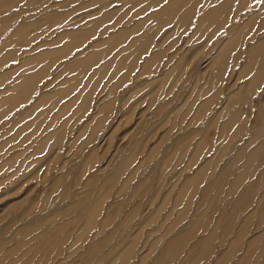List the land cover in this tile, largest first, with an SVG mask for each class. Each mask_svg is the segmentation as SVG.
Returning a JSON list of instances; mask_svg holds the SVG:
<instances>
[{"label":"rangeland","instance_id":"374dc122","mask_svg":"<svg viewBox=\"0 0 264 264\" xmlns=\"http://www.w3.org/2000/svg\"><path fill=\"white\" fill-rule=\"evenodd\" d=\"M32 1L23 0L19 5L8 8L9 10L5 8L2 16L5 15L6 18L0 21V123L5 121L4 114L18 106L21 101L26 100L34 90L36 83L45 76L44 68L37 73H28L23 76L20 82L26 77L34 76L23 93L15 89L20 82L12 88L3 89L5 80L14 73V71L5 70L6 64L9 63L10 66L27 57L30 53V46L36 48V45L54 40V35L64 29L75 28V26L68 27L65 24H75V22L84 24V21L100 16V21L91 28L70 33L73 45L79 42L82 44L92 36L93 30L103 21H109L117 11L122 16V11L125 9L118 0H38L35 4ZM156 1L155 5L162 0ZM200 1L198 4L200 9L216 4L212 2L213 0ZM221 1L218 0V2ZM190 2L180 0L179 4H176L175 7L179 5L177 12L184 6L187 7L181 13L180 21L184 22L189 12L192 11L191 6H187L188 3V5L193 4ZM225 2L228 3L227 8L211 21L212 23H216L220 18V25L225 22L223 19L225 16L222 15L227 14L231 0H224L219 6ZM164 4L166 1L154 7L153 11L159 10ZM162 9L152 14V17L159 16L154 18L160 22V25L155 26L157 27L156 32L159 30L158 40L178 41L173 47L174 50H194L198 45L194 25L189 30H186L185 24V26L176 27L174 31L168 32L167 27L162 26L167 24V19H173L172 17H175L177 13L162 16L163 13H160ZM107 10L112 12H107ZM12 13H20V18H11ZM230 18L231 24L234 23L233 19L236 21V25H232L229 29L230 37L222 43L215 57L210 61L201 58L194 60L190 65L192 69L201 68L196 69L195 74H191L192 71L188 72L187 76L183 75V79L178 81L182 67L190 63V58L183 55L160 76L163 84L169 82L170 86L175 87L166 93L158 91L159 100H163L165 94H167V99L172 97V100L162 102V105L157 107L158 110L163 111V106L167 105L165 117L158 114L156 123L120 124L119 133L124 130V138H104L86 144V152L94 148H91L92 144L95 145L93 149L95 153L105 150L99 164L95 163V166H98L97 170L79 168L77 171H66L61 169L68 168L75 161L74 154L78 148L72 147L73 144L67 149L69 152L64 150V154L60 157L51 158L54 162L57 161L55 166L60 167V170L57 168L45 170L47 164L44 163L48 160L47 157H43V160L42 157L40 158L37 166L42 167L41 169L32 170L30 167L35 166L34 162H36V156L31 154L34 147L29 144L32 140L27 139L21 144L20 139L17 138L16 141L5 145L8 140L6 137L11 135V131L6 134L4 125L1 124L0 264L2 262L3 264H172V262H175L174 264L177 262V264H234L241 258L243 259L239 260V264H264V211H262L264 156L261 160L257 158L249 163L244 162L249 150L264 140V133L261 134L259 131L262 127L261 117L264 116V106L260 105L261 100L259 99L264 90V75L261 77L262 81L260 80L257 91L248 90L244 95V100L223 107L226 97L237 92L254 74V71L249 74L245 73L244 67L250 55L249 49L264 40V27L260 28L264 25V0H234ZM65 19L72 20L64 21ZM20 20H23L29 28L22 35L10 36L17 31ZM62 21L64 22L61 25L55 26ZM115 29L119 27L113 30ZM100 30L102 28L97 29L96 34H99ZM182 30L186 32L179 35ZM126 34L124 31H118L113 35V39L116 41L118 38L127 36ZM177 37L180 38L177 39ZM186 39L190 42L186 43ZM231 41L233 42L231 49L221 52L224 45ZM144 44L141 42V50ZM235 49H237L235 54L241 53L238 60L235 55L229 56ZM59 52L61 50L41 51L34 57V60L38 61V64L47 58H54ZM88 56H94L90 59L92 61L97 54L91 53ZM82 62L85 63V61ZM185 77H187V82ZM10 81L11 79L6 83ZM199 85L201 89H198ZM7 92L11 94L7 96ZM217 113L222 117L218 121L214 118ZM229 114L238 115L239 120L233 123L227 135L224 132L220 137L219 124L227 120ZM212 118L214 127L211 131L205 137L198 134L186 140L187 146L183 153L181 152L183 150L174 151L170 148V145L178 147L180 138L188 136L193 129L198 130L199 127L205 129L208 120ZM10 125L12 126L11 120L8 127H11ZM117 125L115 124V128ZM238 125L245 126L246 130L234 133ZM134 133L136 135L140 133L142 136L128 137ZM60 141L61 138L55 140L56 143ZM198 141L202 146L195 151L194 148ZM229 141L230 145L235 146L249 142L252 144L243 153L244 148L241 146L233 153L231 150L223 153ZM213 149L219 154H209ZM117 152L121 153L117 155ZM238 156L242 159L235 162ZM93 160L92 153L86 154L82 166L93 163ZM115 162L114 169L109 170L108 168ZM225 162L231 165L229 174L232 175L220 178V181L216 177L225 169L224 166H227L224 165ZM200 167L206 168L201 183L197 184L196 193L192 194L193 191H188L183 198H180L178 192L185 177L192 176ZM244 175V180L238 182V185H241L238 192L236 191L234 195L229 194L228 187L233 179ZM252 183L255 187V194L250 201L251 206L240 214L242 217L252 216L250 227L236 254L229 255L230 261L225 263L228 256L225 255L227 244L234 237L242 221L240 218L238 222L234 216L240 208L238 204L234 205L237 194ZM200 184H203L202 187L199 186ZM260 200L261 203H259ZM224 205L225 208H223ZM91 208H95L96 216L95 214L89 216L87 223L88 217L85 211ZM231 209L234 210V214L229 219L228 214ZM204 210L207 212L200 220L203 228L210 220L212 222L209 226L213 227L220 212L222 220L219 221L220 225L216 230L217 238L213 242V245L218 248L213 250L209 259L200 260L196 253L189 252V248L205 232L201 234V228L196 235L190 232L188 227L201 214H204L201 213ZM174 211V219H171L173 216L171 218L170 216ZM165 212L168 214L165 215ZM178 213L183 215L181 224H177L180 221L177 218ZM92 220H94L93 224ZM229 220L233 222L232 229L223 241L222 247H219L223 227ZM58 227L63 228L60 233L61 237L52 239L51 236ZM161 227L165 229L163 234L153 231ZM185 230H187L186 239L181 243L180 241L176 243L179 248L175 251L171 250L173 253L170 251L166 255V244L172 241L176 234L183 233ZM256 238H258L256 244L248 249V241ZM190 239L191 241L188 242ZM47 241L49 243L44 244ZM186 242H188L187 245H185ZM160 245L162 249H159ZM91 247L94 248L91 249ZM125 250L130 251L123 262L120 261V257L115 259L118 252L119 254L124 253Z\"/></svg>","mask_w":264,"mask_h":264},{"label":"crops","instance_id":"0c3cea01","mask_svg":"<svg viewBox=\"0 0 264 264\" xmlns=\"http://www.w3.org/2000/svg\"><path fill=\"white\" fill-rule=\"evenodd\" d=\"M164 1L166 4L160 9L171 0H162L160 3ZM189 1L193 4L188 5V3L187 6H191L192 11L189 12L190 14L184 22L179 19L183 10L187 8L186 6L178 11L175 17H172L173 19H167V24L162 27L165 26L167 27L166 31L172 32L176 27L185 26V24L186 30L194 25L198 45L192 51L174 50L173 47L178 41L173 39L171 41L158 40L157 33L159 30L156 32L157 27L155 26L160 25V22L152 17V14L160 10L153 11L154 7L160 4L155 5L156 0H118L125 7L122 16L117 11L116 17L114 14L109 21H103L93 30L92 36L82 42L81 45H79L81 42L73 45L70 33L91 28L100 21V16L86 20L84 24H77V22L65 24V26H75V28L64 29L54 35V40L51 42H44L43 45L39 44L40 46L36 45V48L30 46V53L27 57L17 61L16 64H10V66L9 63L6 64L5 70L14 71V73L5 80L3 89L12 88L20 82L23 76L28 73H37L41 68H44L45 76L36 83L34 90L26 100L21 101L18 106L4 114L5 121L1 122L0 126L1 124L4 125L6 134L11 131V135L6 137L8 140H6L5 145L16 141L17 138L20 139L19 143L21 144L27 139H31L33 142L31 141L29 144L34 147L31 154L36 156V162H34L35 166L30 167V169H41L42 167L37 166V164L39 165L41 157L42 160L43 157H47L48 160L44 163L47 164L45 170L56 168L60 170V167L55 166L57 161L54 162L51 158L60 157L61 154H64L63 151H67L69 146L73 144L72 147L78 148L74 154L76 156L75 161H73V165L76 164V166L70 165L68 168L61 169L66 171H77L79 168L97 170L98 166L95 165L99 164L101 155L103 152L105 153V150L95 153L93 151L95 145L92 144L91 148H94L86 152V144L104 138H124V130L119 133L120 124L156 123L158 114L165 117L167 105L163 106V111L158 110L157 107L162 105V102H168L172 97L167 99V94H165L163 100H159L158 91L166 93L175 87L170 86L169 82L163 84L160 80L163 72L168 71L184 55L190 58V63L182 67L178 81L183 79V75L187 76L188 72L192 71L191 74H195L196 70L190 66L194 60L201 58L210 61L214 58L222 43L230 37L229 29L232 25H236L235 19H233L234 23L231 24L230 18L234 0H231L227 14L222 15L225 16L223 18L225 22L221 25L219 24L221 18L216 23L201 22V18H204L224 0L221 2L213 0L215 5L203 9H200L198 5L200 0ZM107 12L112 11L107 10ZM66 20L70 19L64 21ZM64 21L55 26L61 25ZM115 27H119V29L113 30ZM99 28L102 30L96 34ZM186 30L180 31L179 35L185 33ZM118 31L129 34L121 39L116 38L117 40L114 41L113 35ZM179 38L177 37V39ZM141 42L145 43L142 50ZM188 42L190 40L186 41V43ZM182 43L184 45V41ZM73 46L77 47L73 48ZM31 49L33 50L31 51ZM46 50H61V52L57 53L54 58H47L37 64L38 61L34 60V57L39 52ZM236 51L237 49L232 51L234 53L231 52L229 56L233 57ZM91 53H96L97 57L88 63H82L83 59ZM153 56L154 59L152 60ZM9 79L11 81L6 83ZM198 89H201L200 85ZM10 94V92L6 93L7 96ZM10 120L12 126L8 127ZM115 124H118L116 128ZM132 135H135L134 137L142 136L140 133L137 135L134 133L128 137ZM57 138H61V141L56 143ZM41 148L42 151H40ZM88 153L93 154V163L83 167L84 156ZM119 153L121 152H117V155ZM209 154H219V152H214L213 149ZM116 162L108 169H114ZM202 185L199 186L202 187ZM164 214L167 215L168 212ZM174 216L175 211L170 218L174 219ZM164 230V227H161L153 231L163 234ZM159 249H162L161 245ZM157 254L158 252L155 253L156 256ZM174 263L172 262V264Z\"/></svg>","mask_w":264,"mask_h":264},{"label":"bare ground","instance_id":"6f19581e","mask_svg":"<svg viewBox=\"0 0 264 264\" xmlns=\"http://www.w3.org/2000/svg\"><path fill=\"white\" fill-rule=\"evenodd\" d=\"M22 1L23 0H0V21H3L4 18H6L5 15L2 16V14H4V11L3 10L5 8L7 10H9L12 7H15V6L19 5ZM179 1L180 0H172L170 2V4H168L167 6H165L161 10V12H160L161 14L163 13L162 16H164L166 14L167 15L168 14H176L177 13V10H179V5H177L178 7H175V6H176V4H179ZM37 2H38V0H33L32 1L33 4H35ZM227 5H228V3L225 2L222 6H218V7L214 8L204 18L201 19V22H211V21H213L214 19L217 18L218 15L222 14L223 11H225V9L227 8ZM14 17H15V19L16 18H20V13H14V14L12 13L11 14V18H14ZM158 17L159 16H156V15L153 16V18H158ZM20 21L21 22L18 24L17 31H15L14 33H12V35H10V36L22 35L24 33V31H26L29 28V26L27 24L23 23V20H20ZM250 25H252V24H250ZM262 27H264V25H261L260 28H262ZM80 45H81V43H80ZM232 45H233V42L232 41L226 43L224 45L223 49L221 50V52L228 51L229 49H231V46ZM249 51H250V55H249V58H248V62H247V64L244 67V69L246 70V71L244 70V72L249 74V73H251V72L254 71V74H253L252 78H250V80L248 82H246L239 90H237V92L231 93V94H229L226 97V102L224 101L225 103H224L223 107L226 106V105L227 106H230L232 103L236 104L238 101L244 100L245 99L244 98V95L247 93L248 90H250V91L253 90L255 92V91H257L259 89V85L261 83L260 82L261 77L264 75V40L263 41H260L256 46L251 47V49H249ZM219 54H221V53L219 52ZM240 54H238V53L235 54L236 60H238L240 58ZM91 57H94V56H88L83 61H85V63H86V62L90 61ZM157 57L159 58V55H157ZM153 59H154V56H153L152 60ZM82 63H84V62H82ZM32 79H34V76L33 77H26V78L22 79V81L20 82V84L17 85L15 89H19L20 92L23 93V91L26 90L27 86L30 84V82H31ZM262 93L264 94V90H263ZM262 93H261L262 96L259 99L261 100V104L260 105H263L264 106V95ZM227 110H228V108H227ZM262 112L263 111H261V113ZM220 115L221 114L217 113V115L214 117L215 120L218 121L219 119H221L222 117ZM237 118H238V115H236V114H234V115L233 114L227 115V120L222 121L221 124H219V128H218L219 131L218 132H219L220 137L223 136L224 132L226 133V135L229 133V131L231 130V128L233 127V125L235 124V122L236 121L238 122L239 119H237ZM208 121L209 122H208V124H207V126H206L205 129H202V127H199L198 130H194L193 129L192 131H190V133L188 134V136L186 135L185 137L180 138V145L178 147H176V146L173 147L172 145H170V148L171 149L173 148L172 150H174V151L177 150V149H180V151L183 150V151H181L183 153L185 151V149H186V146H187L186 145V140H190L191 138H193L195 135H198V134L202 135V137H205L211 131V129L214 127L213 126L214 125V120L212 118V119H209ZM261 121H262V127L259 129V131H260L261 134H263L264 133V116L261 117ZM245 130H246V127L245 126L238 125L233 132L234 133L235 132L238 133V132L245 131ZM233 137H232V139H233ZM262 141L263 142L259 143L257 146H255L254 148H252L251 150H249V153H248V155H247V157L245 158V161H244L245 163L246 162L249 163V161H253V160L257 159V158H259L260 160L262 159V157L264 156V140H262ZM251 144L249 142V143H244L243 145L237 144L235 146L234 144L233 145H230V141H229V143L226 144L227 147H225V149L223 150V153L228 152L229 150H231L232 151L231 153H233L235 151V149L236 148H239L240 146L244 148L242 150V153H243L247 148H249L251 146ZM201 146H200V142L198 141L196 143V145H195L194 150L195 151H198ZM194 150L192 151V154L194 153ZM239 157L240 156H238V158L236 159L235 162H239L242 159V157H240V158ZM237 160H239V161H237ZM227 161H229V160H227ZM228 163L229 162H225L224 163V165H227V166H224L223 165L225 167V169H223V171L216 178L220 179V178H223V177H226V176L230 177L232 175V174L231 175L229 174L230 173L231 165H229ZM235 164L236 163H234V165ZM227 167L229 168V170H228ZM205 168L206 167H204V168L203 167H200V168L197 169V171L192 176L185 177L184 181L182 182V184L180 186V190L178 192L179 193L178 195L180 196V198H183V196H185L188 191H191V192L193 191L192 194H195L196 193L197 184L201 183V181L203 179V174H204ZM238 178L239 177H237V179L234 178L233 181H232V183L229 185V187H228L229 188L228 189V193L229 194L232 193V195H234L236 191L238 192V189L241 186V185H238V182L240 180H244L245 175L244 176H240L239 179ZM217 181L220 182L221 179H220V181L219 180H217ZM254 194H255V187H254V184L252 183L245 190H241L237 194V197H236L237 199H236V202L234 203V205H237L238 204V206L240 207L239 210L241 208H244V209H241L242 211L240 213H239V210H238V213L237 214L236 213L234 214L233 213L234 210L231 209V212L228 214V218L229 219L234 214V216H235L236 220H238V222H239V219L240 218H242V219H240L242 221H241V224L238 225L239 227H238L236 233L234 234V237L227 244L228 247H227V250L225 252V255H228V256H227V260H226L225 263H228L230 261L229 255H231L232 253H233L232 255H235L236 254V252L240 248L241 243L243 242V238H244V236L247 233L246 231L248 230V227H250V218H252V216L250 217V215H249V216H246V217H242V215H240V214L243 211H245L248 207L251 206V202L250 201H251V199H253ZM259 203H261V200L259 201ZM189 204H187V205H189ZM226 205H228V204H226ZM223 208H225V205H224ZM223 210L224 209L221 208V211L222 212H224ZM204 211L201 212V213H204V214H201V215L199 214L200 216L195 220V222H193L190 226L188 225L189 226L188 227L189 231L190 232H193L196 235H197V232L201 228H202L201 229L202 230L201 231V234L205 232L204 234H202L203 236L201 238H199L197 241H195L193 244H191L190 245V248H189V252L190 253L191 252L192 253H196L198 259H200V260H204V259L207 260V259H209L210 254L213 252V250L215 248H218V247H216V246L213 245V242L217 238V231L216 230H217V227L220 225L219 221L222 220V215H221V212H220V214L218 215V218L215 219V223H214L213 227H210L209 226L210 223L212 222V220H210V222L205 226V228H203L200 220L205 217V214H206L207 211L206 210H204ZM262 211H264V205L262 206ZM85 212L87 213V217H88L87 223L89 222V219H90L89 216H91L93 214H95V216H96L95 208H91L88 211L86 210ZM182 216L183 215L181 213L180 214L178 213V217L177 218L180 221H178L177 224H181L182 223ZM225 220H226V218H225ZM93 221L94 220H92V224H93ZM230 226H231V228H230ZM232 226H233V222L231 220H229L227 222L226 226L223 227L224 229H223V231L221 233V241H220L221 243L219 242L220 243L219 244V247H222L223 241L228 236V234L230 232V229H232ZM209 227H210V229H209ZM62 230H63L62 227H58L55 230V232L53 233V235L51 236L52 239L53 238L61 237L60 236V233L62 232ZM207 231H208V233H207ZM185 232H187V230H185L183 233L180 232V233L176 234V236L174 238H172V241L170 240L166 244V248H165V251L167 253L166 255H168L171 250L175 251V250H177L179 248L178 246H176L177 245L176 243H178L179 241L181 243L183 240L186 239V235H185L186 233ZM194 237H196V236L194 235ZM257 239L258 238L252 239V240L248 241V243H247L248 249L250 247H252L253 245L256 244L255 242L257 241ZM189 241H191V239L188 240V242ZM188 242H186L185 245H187ZM47 243H49V241H47L44 244H47ZM93 248L94 247H91V249H93ZM129 251L130 250H125L124 253H120V254L118 252L117 257H115V259H118L120 257L119 258L120 261L123 262L126 259V255L129 253ZM121 252H123V251H121ZM156 258H158V257H156ZM170 258H171V256H170ZM163 259H165V258H163ZM163 259H159V260H163ZM241 259H243V258H241ZM241 259H239V260L241 261ZM239 260L237 261V263H234V264H239L238 263V262H240ZM1 264H3V262Z\"/></svg>","mask_w":264,"mask_h":264}]
</instances>
